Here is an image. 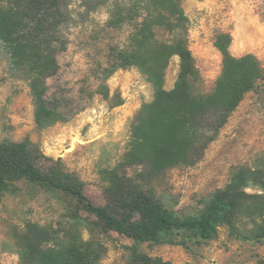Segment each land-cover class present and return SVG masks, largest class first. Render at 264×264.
I'll return each instance as SVG.
<instances>
[{
  "label": "rangeland",
  "instance_id": "1",
  "mask_svg": "<svg viewBox=\"0 0 264 264\" xmlns=\"http://www.w3.org/2000/svg\"><path fill=\"white\" fill-rule=\"evenodd\" d=\"M139 0H67L69 22L64 28L66 50L58 56L59 72L47 81L48 97L60 103L67 118L45 129L33 119L27 83L16 78L0 54V142L29 140L39 150L41 170L82 184L84 194L97 206L106 204L104 172L116 166L128 149L132 125L142 105L153 99V88L137 67L113 70V56L126 48L134 25L143 17L128 14ZM187 18L185 37L201 81L199 91H212L221 71V55L214 47L217 34L231 36L234 57L253 55L262 77L242 98L200 162L174 166L154 183L157 201L177 217L195 216L214 191L223 188L241 167L253 168L264 157V0H180ZM121 16L124 19L117 22ZM161 44L173 34L155 26ZM179 59L172 56L164 70L163 88L172 89ZM0 203V264H23L17 242L27 222L68 225L84 240H98L105 252L98 264H125L133 242L110 231L102 234L74 220L75 202L58 190L27 180L14 183ZM248 193L256 189H246ZM79 215L93 219L80 210ZM182 245H139V250L171 264H257L264 260V242L244 241L218 228L209 241L173 234Z\"/></svg>",
  "mask_w": 264,
  "mask_h": 264
},
{
  "label": "trees",
  "instance_id": "2",
  "mask_svg": "<svg viewBox=\"0 0 264 264\" xmlns=\"http://www.w3.org/2000/svg\"><path fill=\"white\" fill-rule=\"evenodd\" d=\"M67 9V0H0V54L11 73L27 83L38 129L67 120L57 99L47 95V81L59 72L58 56L66 50ZM126 12L136 14L131 20L144 17L134 25L129 46L115 52L109 74L117 68L137 67L152 85L153 99L136 114L122 160L104 172L106 204H93L78 181L63 178L54 169L41 170L39 150L29 140L0 142V203L22 179L61 191L75 202L70 212L74 220L90 230L113 231L133 242L126 248L125 264H171L141 252L138 246L186 248L185 241L176 242L173 234L209 241L221 226L232 237L264 242V157L253 168L235 170L195 216L177 217L153 193L154 183L169 169L201 161L243 96L261 79L258 60L251 54L234 57L229 51L231 36L217 34L213 44L221 55V71L212 91L200 92L201 78L187 47V18L180 0H139ZM155 26L173 34V40L161 44ZM172 56L179 59V71L172 89L165 90L164 70ZM248 188L257 192L248 193ZM80 210L93 219L80 216ZM17 249L23 264H98L105 252L102 242L84 240L68 225L36 222L25 224Z\"/></svg>",
  "mask_w": 264,
  "mask_h": 264
}]
</instances>
